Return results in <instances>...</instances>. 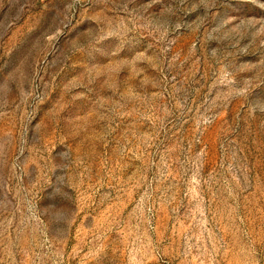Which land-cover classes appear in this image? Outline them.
<instances>
[{"label":"rangeland","instance_id":"obj_1","mask_svg":"<svg viewBox=\"0 0 264 264\" xmlns=\"http://www.w3.org/2000/svg\"><path fill=\"white\" fill-rule=\"evenodd\" d=\"M0 264H264V0H0Z\"/></svg>","mask_w":264,"mask_h":264}]
</instances>
